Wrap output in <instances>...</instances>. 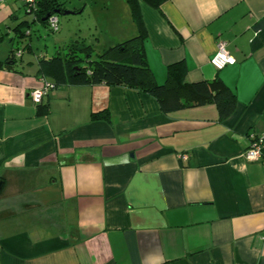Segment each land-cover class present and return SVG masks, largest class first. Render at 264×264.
<instances>
[{
  "label": "crops",
  "instance_id": "0c3cea01",
  "mask_svg": "<svg viewBox=\"0 0 264 264\" xmlns=\"http://www.w3.org/2000/svg\"><path fill=\"white\" fill-rule=\"evenodd\" d=\"M24 13L22 0L0 1L1 43ZM141 14L156 81L176 64L188 82L220 79L232 114L212 103L163 113L136 88L73 83L51 88L39 114L29 92L56 50L23 51L0 69V264H264V146L243 156L264 137V0H163ZM219 40L235 62L216 70ZM105 108L110 121L92 119Z\"/></svg>",
  "mask_w": 264,
  "mask_h": 264
},
{
  "label": "trees",
  "instance_id": "16d2710c",
  "mask_svg": "<svg viewBox=\"0 0 264 264\" xmlns=\"http://www.w3.org/2000/svg\"><path fill=\"white\" fill-rule=\"evenodd\" d=\"M162 1L125 0L137 28L135 35L103 47L95 59H91L92 45L84 38L70 41L64 45L62 52L56 51L46 60L42 59L41 62L45 64V67L40 68V77L48 81L52 87L60 83H73L76 85L105 84L136 88L153 96L163 113L212 103L216 106L219 119L229 117L236 104L235 96L220 79L211 82L205 80L188 82L180 68L181 65L176 64L168 66L165 80L158 83L147 66L143 53L145 30L141 4L144 3L157 9ZM56 9L65 10L63 0H38L35 16H31L34 17L33 21H38L49 29L48 15L56 14L54 12ZM23 23L26 24V29L22 31V35L29 37L30 23L27 21ZM14 30L21 32L18 26ZM2 38L3 36H0V41ZM26 46L29 48V44ZM18 52L20 55H16ZM22 52V49L19 48L10 49L6 58L0 59V69L3 67L14 68ZM83 61L87 62V65L82 64ZM173 67L175 68L173 69ZM48 77L49 79H47ZM50 89L51 87L48 88V91ZM48 91L41 102L36 104L39 114H44L47 111V105L46 102L43 103V99L47 96ZM91 117L92 119L110 121V112L105 108L92 113Z\"/></svg>",
  "mask_w": 264,
  "mask_h": 264
},
{
  "label": "rangeland",
  "instance_id": "374dc122",
  "mask_svg": "<svg viewBox=\"0 0 264 264\" xmlns=\"http://www.w3.org/2000/svg\"><path fill=\"white\" fill-rule=\"evenodd\" d=\"M87 3L89 6L84 12H76L74 14L58 15L59 29L56 32L50 31L44 25L39 23L31 24L30 37L23 36L22 31L26 29L24 21L28 20L30 15H26L23 20L15 21L13 27L19 26L18 30H12L13 34L11 42L8 39L4 42H0V59H5L8 52L12 48L22 49L24 52V60H35V56L47 53L51 55L56 51H63L64 45L70 41L84 38L92 45L91 59H95L97 53L107 45L112 39L118 37H124L125 39L135 35L128 30V26L133 22L131 16L128 22L124 24L125 32L121 36L118 35L116 22L120 20L122 16L118 12V6L120 0H65L64 5L69 11H74L75 7L79 10L83 4ZM125 5V4H124ZM127 8V5H125ZM25 14V13H24ZM18 22V23H17ZM122 26V25H121ZM129 32V33H128ZM128 33V34H127ZM100 39L101 43L98 45L96 40ZM29 44V48L26 46ZM108 46V45H107ZM35 55V56H34ZM90 59V60H91ZM82 64L87 65V62L83 61Z\"/></svg>",
  "mask_w": 264,
  "mask_h": 264
},
{
  "label": "built area",
  "instance_id": "2783aa9c",
  "mask_svg": "<svg viewBox=\"0 0 264 264\" xmlns=\"http://www.w3.org/2000/svg\"><path fill=\"white\" fill-rule=\"evenodd\" d=\"M1 1V0H0ZM37 1L38 0H22L23 2V8L24 11L27 14L35 16V11L37 8ZM47 25L50 29V31L54 32L58 29V15L57 14H51L47 18ZM16 55H20V52H18ZM235 62V59L233 56L230 55V53L226 50L225 42L222 40H219L216 43V51L213 54V56L209 59L210 65L216 69L221 70L225 66L233 64ZM43 87L40 88H34L29 92V96L31 97V100L36 105L41 102L43 96L48 91V88H53L52 85L48 83V81L43 80ZM262 146H264V137L259 136L256 138H253L250 146L243 152V156L246 160H257L262 155ZM182 159L186 158L185 154H182L180 156Z\"/></svg>",
  "mask_w": 264,
  "mask_h": 264
},
{
  "label": "water",
  "instance_id": "95a60500",
  "mask_svg": "<svg viewBox=\"0 0 264 264\" xmlns=\"http://www.w3.org/2000/svg\"><path fill=\"white\" fill-rule=\"evenodd\" d=\"M57 15H66V14H74V13H76V12H74V11H69V10H63V11H61L60 9H56L55 11H54ZM49 16V15H48ZM1 184H2V181H0V187H1Z\"/></svg>",
  "mask_w": 264,
  "mask_h": 264
}]
</instances>
